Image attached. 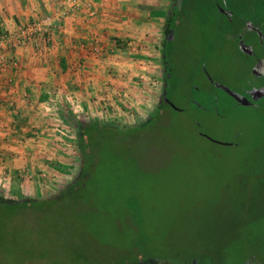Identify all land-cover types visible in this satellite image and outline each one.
<instances>
[{
    "label": "rangeland",
    "instance_id": "obj_1",
    "mask_svg": "<svg viewBox=\"0 0 264 264\" xmlns=\"http://www.w3.org/2000/svg\"><path fill=\"white\" fill-rule=\"evenodd\" d=\"M259 1L220 9L213 0L189 7L172 0L169 7L178 12L165 49L168 104L155 114L165 77L140 76L120 92L128 117H103L102 111L53 130L61 139H52L58 145L52 153L74 172L47 195L2 200L46 199L73 183L82 165L76 137L87 124L123 131L144 125L97 151L92 181H85L77 203L17 219L21 231L4 235L12 239L0 244V264H117L131 251L126 245L139 240L177 264L199 257L264 264V96L246 95L258 80L244 44L257 55L262 46L256 29L241 30L247 21L258 26L264 20ZM143 95V103L154 102L146 115L138 114L145 106L135 111L129 102L140 103Z\"/></svg>",
    "mask_w": 264,
    "mask_h": 264
},
{
    "label": "crops",
    "instance_id": "obj_2",
    "mask_svg": "<svg viewBox=\"0 0 264 264\" xmlns=\"http://www.w3.org/2000/svg\"><path fill=\"white\" fill-rule=\"evenodd\" d=\"M170 5L172 0H0V32L53 15L58 8L68 14L51 33L49 48L1 50L0 199L47 195L74 172L68 160L52 153L58 145L50 144L61 139L51 134L63 127V114L72 113L76 121L93 120L102 111L103 117L125 118L119 98L128 83L151 75L164 81L165 49L175 25L176 8ZM95 41L103 45V56L90 50ZM145 97L140 103L127 99L135 111L146 107L138 109L140 115H146L148 103L154 104L150 99L143 103ZM116 103L120 108L115 110ZM42 171L55 179H44Z\"/></svg>",
    "mask_w": 264,
    "mask_h": 264
},
{
    "label": "trees",
    "instance_id": "obj_3",
    "mask_svg": "<svg viewBox=\"0 0 264 264\" xmlns=\"http://www.w3.org/2000/svg\"><path fill=\"white\" fill-rule=\"evenodd\" d=\"M212 0H210L211 2ZM243 0H221V5L217 2L215 7H222L232 6V7H239V4ZM193 0H180V5L176 7H189L192 4ZM257 2V0H256ZM259 7H264V0L259 1ZM178 10H175L174 14L177 13ZM175 24V18L173 20ZM175 26V25H174ZM252 28L253 30L256 29L258 32V38L260 39L262 51L259 55L255 54L252 60V70L255 69V64L257 62V58L264 57V20L260 21V25L255 26L251 22L247 21L244 23V26L241 30ZM242 32V31H241ZM245 46V45H244ZM248 54V53H247ZM248 56V55H247ZM250 56V55H249ZM250 58V57H249ZM166 66V73H165V82H164V95L161 103L159 104V110L164 109V107L168 104V88L167 80L170 79V71L167 66V55L165 53V60ZM258 83L256 85H252L249 90H247L246 95L252 96L250 92L257 91V89H262L264 87V77H258L256 73H253ZM263 98V97H262ZM158 113V110L156 114ZM62 120L66 123H69L70 116L72 119V113H68L66 116L65 114L62 115ZM74 118V117H73ZM155 118H152L151 121L153 122ZM149 124L148 126H150ZM144 125L136 126L126 131L119 130L114 125L109 124H87L85 127H82L78 131L77 137V144L78 149L80 150V157L82 159L81 171L79 176L76 180L68 185L62 192L58 193V195L46 198V199H29L26 201H13V200H2L0 199V244L3 241L12 239V235L10 238H5L4 235L6 233H11L13 236L16 237L17 233L21 230L18 226L17 219L25 216L28 214H44L45 212H50L53 208L60 206L59 208H64V206H70L72 202L77 203L80 198L82 199V194L85 193L84 187L88 184L86 180L92 181V173H94L95 166L97 165V158L96 153L103 147L107 146L108 143H114L118 140H124L128 137V134L131 135L132 132L140 131L139 128L143 127ZM152 127V126H150ZM149 127V128H150ZM85 183V184H84ZM61 198V199H60ZM66 198V199H65ZM77 200V201H76ZM57 209V208H56ZM5 238V239H4ZM149 243L146 245L139 240V242H135L132 244H128V248L131 250L129 254H125L122 261L118 262L117 264H148V263H162V264H177L176 262H172L167 257L159 256V252L153 249L154 246H149ZM85 260L84 255L81 257ZM213 258V257H212ZM221 258V256H220ZM86 261V260H85ZM179 264H229L228 262H214L207 258L199 257V259L191 258L187 260V262H180Z\"/></svg>",
    "mask_w": 264,
    "mask_h": 264
},
{
    "label": "built area",
    "instance_id": "obj_4",
    "mask_svg": "<svg viewBox=\"0 0 264 264\" xmlns=\"http://www.w3.org/2000/svg\"><path fill=\"white\" fill-rule=\"evenodd\" d=\"M79 3L75 7H79ZM87 7H91L87 4ZM91 16L96 13L92 9L89 10ZM68 14L63 8H58L53 15H45L38 19L29 21L26 24L18 26L15 30H3L0 33V69L5 67V58L2 56L3 48H17L33 45L36 50H43L50 47L52 39L51 33L61 26L63 19ZM103 45L101 42L95 41L90 50L98 57L103 56Z\"/></svg>",
    "mask_w": 264,
    "mask_h": 264
},
{
    "label": "flooded vegetation",
    "instance_id": "obj_5",
    "mask_svg": "<svg viewBox=\"0 0 264 264\" xmlns=\"http://www.w3.org/2000/svg\"><path fill=\"white\" fill-rule=\"evenodd\" d=\"M244 50H245V52L248 53V55L250 54V56H254L255 55L254 54V50H252V48L250 46H248V45L244 46ZM256 68L257 69H261V70L257 71ZM253 70H255L254 73H256L258 75V77H264V57L257 58V62L255 64V69H253ZM261 88H262L261 90L257 89V91H252L250 93L255 95L257 98H262L264 96V87H261ZM241 98H242V101H243L244 96L241 97ZM236 101L239 102L238 100H236Z\"/></svg>",
    "mask_w": 264,
    "mask_h": 264
},
{
    "label": "water",
    "instance_id": "obj_6",
    "mask_svg": "<svg viewBox=\"0 0 264 264\" xmlns=\"http://www.w3.org/2000/svg\"><path fill=\"white\" fill-rule=\"evenodd\" d=\"M229 92V91H228ZM234 98H236L239 102H241L242 101V98H240L237 94H234V93H232V92H229ZM243 101L244 102H247V101H245L244 99H243ZM242 101V102H243Z\"/></svg>",
    "mask_w": 264,
    "mask_h": 264
}]
</instances>
